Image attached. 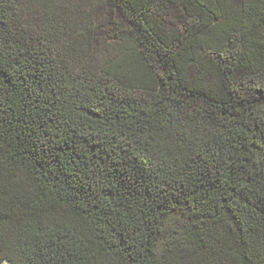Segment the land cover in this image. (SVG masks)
I'll list each match as a JSON object with an SVG mask.
<instances>
[{"label": "trees", "instance_id": "1", "mask_svg": "<svg viewBox=\"0 0 264 264\" xmlns=\"http://www.w3.org/2000/svg\"><path fill=\"white\" fill-rule=\"evenodd\" d=\"M0 260L264 264V0H0Z\"/></svg>", "mask_w": 264, "mask_h": 264}, {"label": "rangeland", "instance_id": "2", "mask_svg": "<svg viewBox=\"0 0 264 264\" xmlns=\"http://www.w3.org/2000/svg\"><path fill=\"white\" fill-rule=\"evenodd\" d=\"M87 7L89 8L88 10H90L89 13L91 15L89 18L91 20L90 24L95 30V33L93 34L98 37L100 44H106L109 40H113L114 33L111 29L115 26V23L113 24V22L118 21L111 16V11H109L102 3L94 5V3L91 2L89 5L87 4ZM74 15L75 17L78 16L76 13Z\"/></svg>", "mask_w": 264, "mask_h": 264}, {"label": "snow or ice", "instance_id": "3", "mask_svg": "<svg viewBox=\"0 0 264 264\" xmlns=\"http://www.w3.org/2000/svg\"><path fill=\"white\" fill-rule=\"evenodd\" d=\"M0 264H7V262L0 260Z\"/></svg>", "mask_w": 264, "mask_h": 264}]
</instances>
